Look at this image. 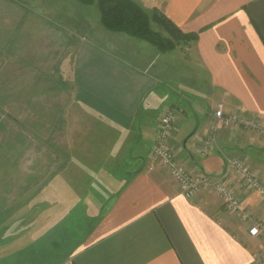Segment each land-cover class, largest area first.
<instances>
[{
  "label": "crops",
  "instance_id": "obj_1",
  "mask_svg": "<svg viewBox=\"0 0 264 264\" xmlns=\"http://www.w3.org/2000/svg\"><path fill=\"white\" fill-rule=\"evenodd\" d=\"M134 1L157 7L197 38L176 60L174 49L159 53L151 45L145 55L82 34L72 43L71 97L80 111L73 124L68 118L65 128L48 129L61 133L60 170L45 174V149L23 131L0 152V247H36L42 232L64 216L76 223L86 198L107 196L105 183L119 181L94 225L51 264H264V235H251L209 188L186 198L168 168H150L148 159L159 116L170 106L175 121L165 146L193 175L223 178L242 208L264 222V198L225 160L237 159L264 183V132L214 116L221 103L225 115L264 128V0ZM212 133L216 143L201 155V141Z\"/></svg>",
  "mask_w": 264,
  "mask_h": 264
},
{
  "label": "rangeland",
  "instance_id": "obj_2",
  "mask_svg": "<svg viewBox=\"0 0 264 264\" xmlns=\"http://www.w3.org/2000/svg\"><path fill=\"white\" fill-rule=\"evenodd\" d=\"M142 8L150 15L154 7ZM99 16L96 3L85 4L80 0H0V129L4 130H0V152L4 144L7 147L17 144L18 134L23 131L29 142H40L45 149V162L48 163L45 174L60 170L64 158L59 156L64 152L56 144L61 133L55 129L65 128L68 118L69 125L73 124L71 117L80 111L71 97L68 60L71 45L81 34L126 52L150 53L151 43L106 30ZM151 26L168 36L169 33L156 23L151 21ZM190 41H177L172 49L158 52L174 49L172 58L176 60L178 49H184ZM192 64L183 66L184 72L187 73ZM70 112L74 115L66 118ZM52 126L55 129L50 135L48 129ZM51 145L55 150L60 148L58 153L50 149ZM49 153L58 157L57 163L50 160ZM33 157L30 156L32 160ZM119 183H105L107 192L103 189V193L107 196L95 193V198H91L92 195L86 198L82 209L76 207L79 212L74 217L76 223L64 216L53 229L41 231L36 247L15 252L11 251L13 245L0 247V264H51L61 259L98 218L104 203L109 202L107 197L118 189Z\"/></svg>",
  "mask_w": 264,
  "mask_h": 264
},
{
  "label": "built area",
  "instance_id": "obj_3",
  "mask_svg": "<svg viewBox=\"0 0 264 264\" xmlns=\"http://www.w3.org/2000/svg\"><path fill=\"white\" fill-rule=\"evenodd\" d=\"M175 109L165 107L158 120L155 130L156 141L150 148L148 159L149 167L161 164L168 168L169 175L177 183L180 192L186 198H193L203 188L215 191L221 198L224 207L228 210L237 212L239 219L248 223V231L251 235H264V222L255 219L249 212L245 211L233 190L221 177H211L206 175H193L187 167L179 161L171 148L165 146L164 141L170 135L175 121ZM214 116L225 126H243L258 129L264 132V128L253 119L236 115H225L223 105L220 103L214 110ZM215 127V126H214ZM216 143L215 134L212 133L201 141L199 153L206 155ZM227 168L236 170L245 178V182L264 198V183L249 168L245 167L237 159L226 156ZM259 259L264 260V250L259 253Z\"/></svg>",
  "mask_w": 264,
  "mask_h": 264
},
{
  "label": "trees",
  "instance_id": "obj_4",
  "mask_svg": "<svg viewBox=\"0 0 264 264\" xmlns=\"http://www.w3.org/2000/svg\"><path fill=\"white\" fill-rule=\"evenodd\" d=\"M80 1L85 4L96 3L100 14L99 22L106 30L122 32L127 36L146 40L157 51L170 50L177 41H189L197 38V32H182L158 8L154 7L149 15L134 0ZM151 21L167 31L168 36L153 29Z\"/></svg>",
  "mask_w": 264,
  "mask_h": 264
}]
</instances>
